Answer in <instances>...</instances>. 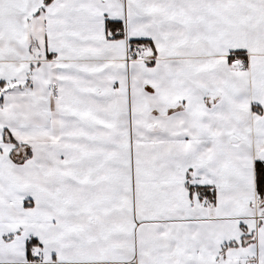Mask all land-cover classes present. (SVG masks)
Wrapping results in <instances>:
<instances>
[{"label":"snow or ice","instance_id":"1","mask_svg":"<svg viewBox=\"0 0 264 264\" xmlns=\"http://www.w3.org/2000/svg\"><path fill=\"white\" fill-rule=\"evenodd\" d=\"M0 264H264V0H0Z\"/></svg>","mask_w":264,"mask_h":264}]
</instances>
